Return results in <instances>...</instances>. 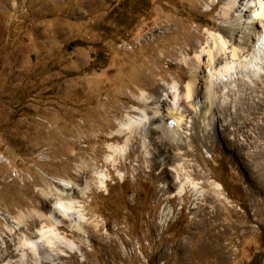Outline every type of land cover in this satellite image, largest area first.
Here are the masks:
<instances>
[{
  "label": "rangeland",
  "instance_id": "1",
  "mask_svg": "<svg viewBox=\"0 0 264 264\" xmlns=\"http://www.w3.org/2000/svg\"><path fill=\"white\" fill-rule=\"evenodd\" d=\"M227 1L0 0V264L42 226L78 246L42 243L58 264H264V64L205 90L245 47Z\"/></svg>",
  "mask_w": 264,
  "mask_h": 264
},
{
  "label": "bare ground",
  "instance_id": "2",
  "mask_svg": "<svg viewBox=\"0 0 264 264\" xmlns=\"http://www.w3.org/2000/svg\"><path fill=\"white\" fill-rule=\"evenodd\" d=\"M256 1H257L256 6L258 5V7L255 11H254V7L250 6L249 0H243L244 3H242V4H240L241 0H228L225 4L224 8H223V14L229 21L227 23H229L228 26H230L231 31L232 32L240 31L243 34L242 39L245 43V47H236V46L231 47V49H229V50H231L230 51V58H228L227 61H224V63L222 65H219V68L214 70L215 73L213 75V78H215L217 81L215 83L209 82L210 83V84L208 83L209 86L205 89V90H207L208 98H210V99H212V97L214 95V85L218 81H219V83L220 82L223 83V77L225 79H227L226 81L228 83L229 82L233 83L236 81V79H238V78H235V77H237L238 73H235L234 70H237V69L241 70L245 74L246 78H248V75H250V76L253 75L254 77L257 78L256 75L259 74V71L263 67L262 65L264 64V0H256ZM252 9H253V11H252ZM231 12L232 13L236 12V14L230 16ZM231 18H234V19H231ZM246 29H248L247 32H249V33H246ZM217 41H218L216 43L218 46L217 48H219L218 52H220L222 50L225 51L226 46H227V41L221 37ZM244 53H246V55H244ZM209 57H210V62L212 60L214 61L216 58L215 56H213L211 54V52H209ZM211 78L212 77H210V79ZM192 93H193V86L188 84L186 86V93H185L186 100H189L192 97L191 96ZM212 105L213 104H211L208 107V109H206L204 111V113H212ZM250 109H251L250 110L251 113H255L256 110L257 111L261 110L262 113H264V98H263L262 104H258L257 108L253 105ZM173 120H175L176 124H179L176 121V119H173ZM154 122L159 123L160 120L156 119V120H154ZM162 124H164V123L162 122ZM168 124L170 125V122ZM100 177L102 179H104V176L101 175ZM56 182H58V181H56ZM104 182L102 180V182H101L102 187L105 185ZM58 183L61 186H63L64 191H65V189L68 188V187L67 188L65 187L66 186L65 184L67 182L64 183L63 181L59 180ZM196 185L197 184L189 183L190 188L192 190L194 189L193 190L194 195H196L199 191V189L197 188ZM104 188H105V186H104ZM184 188H185V185L184 184L181 185L179 188V193L183 192L185 190ZM85 190H87V189H85ZM85 190H84V192H85ZM64 191L59 192V195H58L59 198H57V201L54 204L53 215H57L61 219L71 221L73 223V227L75 228V230L80 232V233H83L84 231L82 229V224L85 221V217L79 210L74 209L73 202H67L66 203V202L61 200V198L66 196V193ZM200 192L201 191H199V193ZM198 198H199V196H198ZM53 215L51 216V218L53 217ZM56 222L58 223V221H56ZM14 223L16 224V220H14ZM55 230H56L55 227L54 228H46V227L42 226L40 228V230H38L36 232V234L39 236L38 239L29 240L26 237H24V239H22L19 242L20 245L24 244L27 246V248H29L31 250V252L35 258V262L33 264H58V262L56 261L58 258H55V255H58V253L57 254L53 253L52 252L53 249H52V251L51 250L49 251L50 253L40 255V248L42 249V247H40V245L42 243L46 244V241L48 239L50 241L54 240L52 243H55L58 248L64 247V248L69 249L71 252L73 250L78 249V246H76L75 243L68 241L66 238L61 236L59 233H56ZM84 235H85V233H83V237H85ZM50 236H52V239H50ZM49 240H48V242H50ZM49 244H51V243H49ZM48 246L50 247L52 245H48ZM54 247H56V246H54ZM43 252H44V250H43ZM22 255H23L22 257L24 258L25 254L22 253ZM61 256H65V254L62 253ZM23 258H21V259L24 260L25 258L24 259ZM8 263H11V262H8Z\"/></svg>",
  "mask_w": 264,
  "mask_h": 264
},
{
  "label": "crops",
  "instance_id": "3",
  "mask_svg": "<svg viewBox=\"0 0 264 264\" xmlns=\"http://www.w3.org/2000/svg\"><path fill=\"white\" fill-rule=\"evenodd\" d=\"M7 48L8 47H6V50H7ZM19 47H17V46H15V47H10L9 49H12V50H19L18 49ZM0 53H3V51H0ZM4 53H6V52H4ZM18 72H19V69L15 66H12L11 68H9V67H3V66H1L0 67V80L2 79V78H6V80L9 82V81H11L10 83L11 84H14L16 81H17V76L19 75L18 74ZM18 83H19V80H18V82L16 83V84H14V85H18Z\"/></svg>",
  "mask_w": 264,
  "mask_h": 264
},
{
  "label": "built area",
  "instance_id": "4",
  "mask_svg": "<svg viewBox=\"0 0 264 264\" xmlns=\"http://www.w3.org/2000/svg\"><path fill=\"white\" fill-rule=\"evenodd\" d=\"M1 212V211H0Z\"/></svg>",
  "mask_w": 264,
  "mask_h": 264
},
{
  "label": "water",
  "instance_id": "5",
  "mask_svg": "<svg viewBox=\"0 0 264 264\" xmlns=\"http://www.w3.org/2000/svg\"><path fill=\"white\" fill-rule=\"evenodd\" d=\"M70 49V48H69Z\"/></svg>",
  "mask_w": 264,
  "mask_h": 264
}]
</instances>
